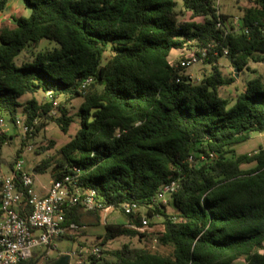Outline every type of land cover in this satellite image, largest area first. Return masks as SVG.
<instances>
[{
  "label": "trees",
  "instance_id": "trees-1",
  "mask_svg": "<svg viewBox=\"0 0 264 264\" xmlns=\"http://www.w3.org/2000/svg\"><path fill=\"white\" fill-rule=\"evenodd\" d=\"M178 1L190 12L188 21H179ZM7 3L0 0V13ZM21 5L29 14L11 16L13 27L0 29V117L14 127L17 117L28 125L38 121L18 152L43 129L42 119L63 134L76 124L69 140L32 173L49 172L52 179L78 173L79 185L94 190L104 207L138 206L124 214V221L104 224L95 243L101 255L93 261L264 264V147L233 150L250 133L264 132V73L251 70L254 76L243 81L230 104L220 90L235 82L236 73L226 77L219 66L221 58L234 71L264 61V0H254L238 30L227 33L216 22L228 15H217L211 0H21ZM42 38L56 46L17 65L20 52ZM186 48L198 57L205 52L201 63L209 70L198 81L178 61L169 62L173 50ZM89 77L92 82L82 87ZM36 93L45 100L20 101ZM59 97L82 101L71 114ZM11 136L1 133L0 146ZM54 148L48 139L33 150ZM172 180L178 182L168 204L172 210L146 208L158 188ZM28 210L24 205L20 213ZM100 213L76 206L64 222L82 227L89 216L94 222L88 225H99ZM143 214L148 226L153 216L162 218L155 233L162 251L128 244L103 249L118 237L150 236L138 229ZM41 255L43 264L55 260L45 250ZM37 260L34 255L20 264Z\"/></svg>",
  "mask_w": 264,
  "mask_h": 264
},
{
  "label": "built area",
  "instance_id": "built-area-1",
  "mask_svg": "<svg viewBox=\"0 0 264 264\" xmlns=\"http://www.w3.org/2000/svg\"><path fill=\"white\" fill-rule=\"evenodd\" d=\"M211 2L217 15L220 14L219 0ZM240 26L241 18L238 17H228L223 22L218 18L216 22V27L225 33L236 31ZM261 32L264 34V29ZM184 50L178 60L180 67L186 69L202 62L205 52H201V57H198L193 50ZM223 53H226V49H223ZM169 62L174 63L171 60ZM91 82L92 78L89 77L81 86L86 87ZM37 122V119H34L32 124ZM15 124L21 128L22 139L26 140L34 131V126L26 124L20 117L16 118ZM4 126L5 121L0 117V134L4 133ZM26 148L30 149L32 145L28 142ZM1 165L0 158V264H20L27 261L35 255L33 249L42 248L46 255L49 250L56 251L58 238L78 228L74 223L64 222L66 212L72 207L79 206L84 211L114 209L112 206L104 207L101 201L96 199L94 190L81 187L78 173L65 174L57 179L50 178L48 184L42 186L44 192L38 193L34 185V174L23 169V162L19 157L8 165L7 175L1 174ZM177 188L178 182L175 180L163 184L151 197L146 208L167 206L170 196ZM24 205L29 208L26 215L20 213V208ZM136 209L138 206L135 203H123L117 210L129 214ZM147 225L148 218L143 214L138 229ZM100 248L90 247L87 255L70 251L61 254H67L69 257L76 254L77 264H98L92 258L101 255Z\"/></svg>",
  "mask_w": 264,
  "mask_h": 264
},
{
  "label": "rangeland",
  "instance_id": "rangeland-1",
  "mask_svg": "<svg viewBox=\"0 0 264 264\" xmlns=\"http://www.w3.org/2000/svg\"><path fill=\"white\" fill-rule=\"evenodd\" d=\"M254 0H219V11L222 14L228 15L229 18L238 17L241 18L245 9L253 4ZM14 4H17L15 6ZM21 0H8L7 6L5 8V13H0V29L4 26L13 27V23L11 21V16H27L29 14L28 9H24L20 7ZM178 18L179 21H188L190 19V12L186 11L180 1H178L177 6ZM195 20H201L200 18ZM56 46L54 41L47 40L45 38L40 39L36 44L31 45L23 49L20 54L15 58V63L19 65L22 60L29 59L31 53L41 50L44 48H51ZM192 49L186 48L184 51L191 52ZM182 50H173L170 53L169 60L176 62L179 60L181 56ZM108 56V55H106ZM219 66L221 67L222 73L227 76H232V73H236L235 82L227 87H224L220 90V96L230 99V104L233 103L235 94L242 90L243 81L250 79L254 76L251 70L256 69L258 73H264V61L259 63H251L250 69L242 70V71H234V69L230 66L229 62L225 59L221 58L219 60ZM209 70L208 65H203L202 63H196L189 68L185 69V73L191 76L193 81H198L201 77L203 71ZM34 96L39 101L45 100V95L41 93H36L34 95H23L20 98L21 102L26 101L27 99ZM82 99L79 97L67 98V97H59L57 102L64 105L69 113L74 114L79 105L81 104ZM44 124L43 129L38 132L29 143L32 145V148L28 149L26 147L23 148L22 152H18L21 147V139L22 132L20 127H14L12 124L8 123L5 120V126L3 127L4 133L6 136L12 135L10 139H7L5 143L0 146V158L2 159L1 165V174H8V165L12 163L17 157H19L23 162V169L28 172H32L34 166L45 156L48 154H54L55 149L59 148L65 142L69 140V138L75 133L77 126L76 124H72L69 128L68 134H63L59 127L50 120H41ZM48 139H51L55 142V148L51 149L47 152H35L33 149L40 145L45 144ZM264 147V132H252L249 135V138L242 143H239L233 147L234 152L239 153H247L256 150L258 147ZM17 154H19L17 156ZM50 180L49 172L38 173L34 175V185L35 187H39L42 184L47 185ZM167 211H171V206H166ZM124 221V214L117 209H109L107 211H101L100 213V222L99 225H88L90 222H94V220L86 216L84 218L85 226L78 227L74 232L69 233V235H74L75 240L71 241L69 239H60L57 241V250H49L47 252V256L59 259L61 253L66 251H70L73 253H79L82 255H87L89 248L95 246V243L99 241L97 239V235H102L104 233V224L105 223H120ZM150 221L152 225H147L146 227H142L139 229V232L142 233H151L150 236L144 237H118L109 242H107L103 249L105 250H114L121 248L123 244H128L131 247H147L152 250L162 251L159 245L155 241V233L161 230L162 218L159 215L153 216ZM35 255L38 256L37 264H43L44 258L42 257V248L33 249ZM76 254H73L68 259V264H77L76 263ZM104 259L109 260L110 256L108 254H102ZM52 262V263H53ZM236 264H243L242 260H238Z\"/></svg>",
  "mask_w": 264,
  "mask_h": 264
},
{
  "label": "water",
  "instance_id": "water-1",
  "mask_svg": "<svg viewBox=\"0 0 264 264\" xmlns=\"http://www.w3.org/2000/svg\"><path fill=\"white\" fill-rule=\"evenodd\" d=\"M33 174L35 173L33 172ZM68 259H69V256L67 254H61L59 259H56V261L51 264H68Z\"/></svg>",
  "mask_w": 264,
  "mask_h": 264
},
{
  "label": "crops",
  "instance_id": "crops-1",
  "mask_svg": "<svg viewBox=\"0 0 264 264\" xmlns=\"http://www.w3.org/2000/svg\"><path fill=\"white\" fill-rule=\"evenodd\" d=\"M15 6H17V4H14ZM20 7H22L23 8V6L20 4ZM5 11V10H4ZM5 13V12H4ZM42 186H44L43 184L41 185V186H39V187H35V189H36V191L38 192V193H41V192H44V189L42 188Z\"/></svg>",
  "mask_w": 264,
  "mask_h": 264
}]
</instances>
